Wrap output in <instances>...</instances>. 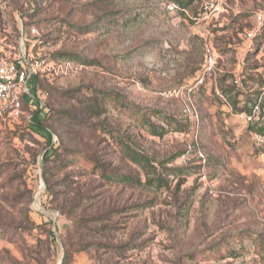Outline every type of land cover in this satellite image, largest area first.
<instances>
[{"label":"rangeland","instance_id":"obj_1","mask_svg":"<svg viewBox=\"0 0 264 264\" xmlns=\"http://www.w3.org/2000/svg\"><path fill=\"white\" fill-rule=\"evenodd\" d=\"M181 3L0 0V59L48 67L0 121V264H264V0Z\"/></svg>","mask_w":264,"mask_h":264},{"label":"built area","instance_id":"obj_2","mask_svg":"<svg viewBox=\"0 0 264 264\" xmlns=\"http://www.w3.org/2000/svg\"><path fill=\"white\" fill-rule=\"evenodd\" d=\"M255 21L259 28L263 22L261 14L255 15ZM205 60L207 70H211L216 58L209 46L205 48ZM46 71L48 67L42 58H30L22 54L13 60L0 59V121L24 116L23 103L31 105L35 100L30 92V83ZM30 118L28 117V121Z\"/></svg>","mask_w":264,"mask_h":264},{"label":"trees","instance_id":"obj_3","mask_svg":"<svg viewBox=\"0 0 264 264\" xmlns=\"http://www.w3.org/2000/svg\"><path fill=\"white\" fill-rule=\"evenodd\" d=\"M174 3H177V4H180L183 6V4L181 3V0H170ZM255 104L253 103L251 105V108H245V110H242V111H245L247 114H251V111H252V108ZM34 118H35V121H34V126H39V127H42L44 128L45 126H42V123L41 121L42 120H38V119H41L39 118L38 115H34ZM262 117H261V114L258 116V121H261ZM252 120H250L249 122V125H248V129L252 132H254L255 134L257 135H260L262 137H264V126L262 127L260 122H251ZM153 135H160V134H157L156 132H152ZM48 145H50V143L48 142ZM55 153V149L51 151H47L45 154H44V157H43V174H44V177H45V174H46V166H47V163L49 162L50 160V157ZM122 153L123 155L130 159L131 162H133L134 164H136L137 166H139L142 171L144 172L145 176H146V182L147 183H150L151 180L149 178V174L151 171H153V173H155V168L149 163V161L147 160L146 157H144L142 154L136 152L135 150L131 149L130 147L128 146H123L122 147ZM105 169H104V172H102V177L104 176L105 179L107 180H112L113 178L114 179H120L121 181L123 182H127L129 181L131 184H140L141 181L138 179V178H133L131 176H118L117 174L113 173V172H108V173H105ZM107 172V171H106ZM108 175V176H107ZM156 181L159 185H160V176H157L156 177ZM47 183V181H46ZM45 193L47 194H50L51 193V185L50 184H46V188H45ZM77 194V192H76ZM77 197L80 198L79 194H77ZM62 209V207L60 208V210ZM62 211V210H61ZM63 214V213H62ZM68 258V252L65 251V255H64V260H67Z\"/></svg>","mask_w":264,"mask_h":264},{"label":"water","instance_id":"obj_4","mask_svg":"<svg viewBox=\"0 0 264 264\" xmlns=\"http://www.w3.org/2000/svg\"><path fill=\"white\" fill-rule=\"evenodd\" d=\"M42 157H43V155H41V158H42ZM40 166H41V160H40ZM41 188H43V183H42ZM41 188H40V189H41Z\"/></svg>","mask_w":264,"mask_h":264},{"label":"bare ground","instance_id":"obj_5","mask_svg":"<svg viewBox=\"0 0 264 264\" xmlns=\"http://www.w3.org/2000/svg\"><path fill=\"white\" fill-rule=\"evenodd\" d=\"M39 191H41V189ZM35 206L37 207V205H35Z\"/></svg>","mask_w":264,"mask_h":264}]
</instances>
